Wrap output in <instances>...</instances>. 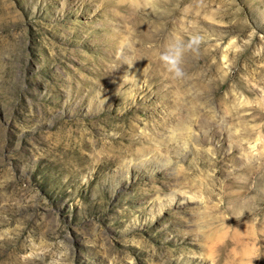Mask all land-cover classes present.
Returning <instances> with one entry per match:
<instances>
[{
  "label": "rangeland",
  "instance_id": "374dc122",
  "mask_svg": "<svg viewBox=\"0 0 264 264\" xmlns=\"http://www.w3.org/2000/svg\"><path fill=\"white\" fill-rule=\"evenodd\" d=\"M0 264H264V0H0Z\"/></svg>",
  "mask_w": 264,
  "mask_h": 264
}]
</instances>
